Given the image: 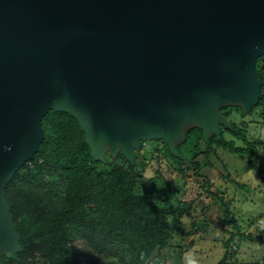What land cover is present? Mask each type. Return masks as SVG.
<instances>
[{"label":"water","instance_id":"water-1","mask_svg":"<svg viewBox=\"0 0 264 264\" xmlns=\"http://www.w3.org/2000/svg\"><path fill=\"white\" fill-rule=\"evenodd\" d=\"M264 0H0V249L21 250L4 188L38 150L42 118H77L96 159L147 138L171 152L250 112L260 95ZM121 146V147H119Z\"/></svg>","mask_w":264,"mask_h":264},{"label":"trees","instance_id":"trees-1","mask_svg":"<svg viewBox=\"0 0 264 264\" xmlns=\"http://www.w3.org/2000/svg\"><path fill=\"white\" fill-rule=\"evenodd\" d=\"M256 70L261 88L250 112L259 108L264 117V55L257 59ZM220 110L227 118L232 110L243 114L238 105ZM230 124L221 125L220 134L214 133L207 140L202 128L191 127L186 140L177 145L180 155L189 142L197 152L202 142L206 153L219 146L239 157L248 154L252 156L251 168L259 171L264 181V169L257 165L256 156V149L264 146V140L251 139L246 125L233 120ZM42 127L44 138L38 150L4 188L21 250L10 257L0 249V264H151L160 259L174 238L167 217L172 216L177 227L181 222L176 210L160 205L162 189L153 177L146 175V164L138 161L140 149L134 150L133 159L122 150L105 160L96 159L77 118L65 111H48L42 118ZM237 140L244 145H238ZM153 141V149L165 147L184 166L165 139ZM144 142H140V148ZM201 166L199 162L190 163L197 174ZM203 187L210 191L208 180ZM241 187L249 190L245 184ZM216 196L225 205L224 223H232L235 228L224 243L226 250L218 264H264V256L252 262H242L235 256L241 240H250L254 235L243 231L229 204ZM254 225L257 237L264 243V226L261 228L257 221ZM75 239L83 241V249L73 244Z\"/></svg>","mask_w":264,"mask_h":264},{"label":"rangeland","instance_id":"rangeland-1","mask_svg":"<svg viewBox=\"0 0 264 264\" xmlns=\"http://www.w3.org/2000/svg\"><path fill=\"white\" fill-rule=\"evenodd\" d=\"M228 120L246 125L251 139L264 140V117L260 116L259 108L243 114L232 110ZM226 136L231 138L229 133ZM144 141L137 159L146 164V175L153 177V182L163 190L159 192L160 205L176 210L181 222L177 227L173 217H167L174 238L163 249L162 257L151 264H218L226 250L224 243L235 228L232 223H224L225 205L216 195L229 204L243 231L254 235L250 240H241L235 256L242 262L257 261L264 256V243L257 237L254 225L257 221L261 228L264 226V181L260 172L251 168V155L239 157L219 146L206 153L202 142L197 152L189 142L183 146L180 156L184 162L182 167L165 147L159 151L153 149V138ZM237 144L244 145L241 140ZM103 152L105 159L112 153L109 143H105ZM256 156L257 165L264 169V146L256 149ZM191 162L202 165L198 174L190 167ZM205 180L209 181L210 191L203 187ZM73 244L80 249L84 247L81 239H75ZM111 260L116 259L111 257Z\"/></svg>","mask_w":264,"mask_h":264}]
</instances>
